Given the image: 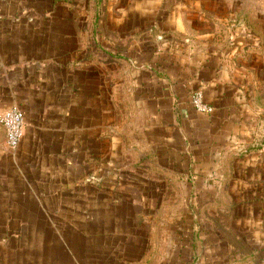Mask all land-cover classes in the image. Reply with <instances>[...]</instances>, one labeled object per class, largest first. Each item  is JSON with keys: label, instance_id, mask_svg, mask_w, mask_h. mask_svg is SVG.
Returning <instances> with one entry per match:
<instances>
[{"label": "rangeland", "instance_id": "obj_1", "mask_svg": "<svg viewBox=\"0 0 264 264\" xmlns=\"http://www.w3.org/2000/svg\"><path fill=\"white\" fill-rule=\"evenodd\" d=\"M27 1L28 16L48 7V31H71L68 22L78 17L85 47L94 43L93 14L96 52L79 61L90 64L96 93L85 126L100 132L85 145L91 156L85 154L79 180L65 184L62 195L50 194L61 186L56 177L44 199L0 195V264H264V0H168L183 4L176 16L193 31L177 30L172 48L192 47L222 65L245 119L246 137L230 142L207 175L151 146L148 133L157 128L131 82L136 56L108 32L118 26L110 4L117 0ZM189 1L195 9L185 7ZM127 3L130 16L135 6ZM31 26L39 30L35 21ZM23 27L19 21L16 29Z\"/></svg>", "mask_w": 264, "mask_h": 264}, {"label": "crops", "instance_id": "obj_2", "mask_svg": "<svg viewBox=\"0 0 264 264\" xmlns=\"http://www.w3.org/2000/svg\"><path fill=\"white\" fill-rule=\"evenodd\" d=\"M188 3H184L186 8H196V2ZM27 4V0H0V112L17 107L25 113L24 133L16 149L7 145L6 130L0 125V195L7 200L17 194L26 199L47 198L49 177L61 179L55 180L61 186H52L50 194L65 193V184L72 187L79 180L81 164L89 153L85 145L100 132L95 126L94 131L85 126L88 113L94 112L96 93L90 64L79 61L82 55L96 52L93 14L87 18L94 43L85 47L78 17L68 22L73 24L71 31L62 26L48 31L53 24L47 19L48 7L33 17L22 12ZM110 4L117 10L118 26L108 32L125 42V54L136 56L131 82L146 118L157 128L155 133L149 130L151 146L162 150L169 161L209 174L230 142L247 135L237 97L223 81L222 65L211 62L205 53L198 55L192 47L172 48L170 40L177 30L186 27L191 36L193 32L184 16H176L181 2L133 0L130 16L127 0ZM19 21L24 22L23 31H18L20 26L16 29ZM34 21L39 30L32 32ZM85 75L89 77L81 80ZM196 90L203 91L204 101L214 108L212 113L194 107L191 94ZM19 183L23 187L17 193Z\"/></svg>", "mask_w": 264, "mask_h": 264}, {"label": "built area", "instance_id": "obj_3", "mask_svg": "<svg viewBox=\"0 0 264 264\" xmlns=\"http://www.w3.org/2000/svg\"><path fill=\"white\" fill-rule=\"evenodd\" d=\"M191 100L194 107L205 113H212L213 106L204 101L202 90H196L191 94ZM0 125L6 130V142L11 149L19 147L25 128V113L17 108L12 107L0 112Z\"/></svg>", "mask_w": 264, "mask_h": 264}, {"label": "trees", "instance_id": "obj_4", "mask_svg": "<svg viewBox=\"0 0 264 264\" xmlns=\"http://www.w3.org/2000/svg\"><path fill=\"white\" fill-rule=\"evenodd\" d=\"M95 25H96V21H95ZM195 226H196V229H195ZM194 226V231L196 230V231H198V227H197V225H195ZM204 232V231H203ZM207 232V231H206ZM206 238V237H205ZM211 240V248L213 249L214 248V250H217V241H216V239H214V238H211L210 239Z\"/></svg>", "mask_w": 264, "mask_h": 264}]
</instances>
